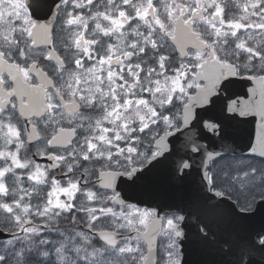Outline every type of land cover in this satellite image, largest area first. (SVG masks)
<instances>
[{
	"label": "snow or ice",
	"instance_id": "1",
	"mask_svg": "<svg viewBox=\"0 0 264 264\" xmlns=\"http://www.w3.org/2000/svg\"><path fill=\"white\" fill-rule=\"evenodd\" d=\"M255 216L264 0H0V264H264Z\"/></svg>",
	"mask_w": 264,
	"mask_h": 264
},
{
	"label": "water",
	"instance_id": "2",
	"mask_svg": "<svg viewBox=\"0 0 264 264\" xmlns=\"http://www.w3.org/2000/svg\"><path fill=\"white\" fill-rule=\"evenodd\" d=\"M251 87H253L252 82H246L235 85L232 89V92L234 93L232 98L235 99L237 96H239L241 99H247L248 97L246 93L248 92V89H250ZM251 131H252L251 125L241 124L237 128L235 146L237 148V152L240 153L241 155L246 153L248 150L247 149L248 136ZM207 135L211 136V133H208ZM201 142L209 143L207 139H204ZM198 184H199V176L194 173L193 177L191 178V191L193 193L194 198H198L200 195V193H198L197 191ZM207 195H211V193H208ZM144 199L147 200L148 197L145 196ZM248 223L253 227H259L261 223H264V216H255L254 220ZM214 230L217 233V239L237 238L239 236H243L246 234L242 229H237L236 224L231 219L227 206L224 205L221 206V212L215 220Z\"/></svg>",
	"mask_w": 264,
	"mask_h": 264
}]
</instances>
